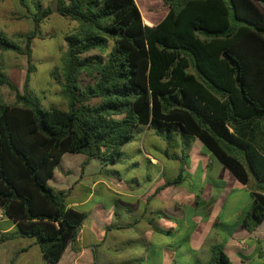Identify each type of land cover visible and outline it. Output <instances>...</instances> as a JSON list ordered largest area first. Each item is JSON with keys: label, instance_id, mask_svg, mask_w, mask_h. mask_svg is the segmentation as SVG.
Returning <instances> with one entry per match:
<instances>
[{"label": "trees", "instance_id": "16d2710c", "mask_svg": "<svg viewBox=\"0 0 264 264\" xmlns=\"http://www.w3.org/2000/svg\"><path fill=\"white\" fill-rule=\"evenodd\" d=\"M17 2L32 29L21 45L0 31V51L26 60L20 89L0 67V86L13 93L11 103L0 100V209L16 226L0 242L33 238L56 263L85 217L67 206L65 191L47 182L60 157L82 154L81 168L90 159L115 163L120 147L144 125L194 136L240 183L253 179L241 225L250 231L260 222L264 0H157L152 9L160 4L166 12L152 25L143 23L139 0H56L57 13L76 24L62 37L60 80L51 73L65 109L42 107L29 91L30 43L52 13L50 3ZM180 171L165 185L179 183ZM191 264L232 263L211 244L207 259Z\"/></svg>", "mask_w": 264, "mask_h": 264}, {"label": "crops", "instance_id": "0c3cea01", "mask_svg": "<svg viewBox=\"0 0 264 264\" xmlns=\"http://www.w3.org/2000/svg\"><path fill=\"white\" fill-rule=\"evenodd\" d=\"M138 9L146 25L155 24L166 12V8L153 11L146 6L144 9L141 4ZM136 133L138 136L133 134L131 139L138 140L134 153L146 159L144 186L137 182L136 175L122 180L116 171L101 173L102 167L109 164H100L97 159H90L82 168L81 161L78 162L77 176L71 179L68 169L59 167V163L53 169L48 184L65 191L67 206L85 213L76 237L54 264H138L141 261L142 264H191L200 250L208 257L211 244H219L232 264H264V216L250 231L241 225L252 201L249 188L254 187V180L248 185L240 183L194 136L178 131L156 132L146 125L138 127ZM173 135L179 137V141L173 140ZM148 137L153 147L161 151V157H154L145 150L144 141ZM120 152L118 161L127 158V153ZM80 157L84 158L82 154ZM179 159L184 163L181 171L187 176L194 174L195 182L187 184V188L181 185V180L165 185L180 171ZM135 164L139 166L140 162ZM96 191L112 200L111 212L93 202ZM184 204L193 207L187 218L180 210ZM132 227L138 229L139 237L135 240L143 244L146 259L117 262L114 255L119 247L116 244L123 239L117 233ZM188 227L193 230L191 235L186 231ZM15 230V223L0 209V235ZM128 240L130 243L131 239ZM184 243L189 246L176 255ZM168 250L170 258L166 254ZM0 264L50 263L33 238L15 235L0 242Z\"/></svg>", "mask_w": 264, "mask_h": 264}, {"label": "rangeland", "instance_id": "374dc122", "mask_svg": "<svg viewBox=\"0 0 264 264\" xmlns=\"http://www.w3.org/2000/svg\"><path fill=\"white\" fill-rule=\"evenodd\" d=\"M139 1H142V8L144 9L146 6H151V10L155 11L164 8L160 6V4H157L154 6L155 8L152 9V5L154 2H157V0ZM50 2V0H41L43 5L49 4ZM75 25V22L69 20L67 17L52 12L43 20V22L40 23L36 36L31 40V62L34 66V70L30 73L29 77V91L38 98L42 107H54L57 109L66 108V102L60 95L59 84L53 79V77H51V73L56 75L57 80H60L61 58L65 50V43L62 37L66 32L72 31ZM31 29L32 23L29 14L27 10L17 2V0H0V31L5 36L13 42L21 45L23 34ZM93 53L95 52L93 51ZM0 67L8 79L20 89L26 67L25 57L9 50L0 51ZM81 81H87V79L82 77ZM0 100L5 103H11L13 101V93L5 85L0 86ZM138 127L134 131L135 137L138 136V133H136ZM157 137L161 138L159 135ZM172 137L173 140L179 141V137L176 135H173ZM182 138L180 139L182 140ZM145 140V150L154 157H161V151H158V149L153 147L154 143H151V139L148 137V139L146 138ZM137 141L138 140H131L122 145L120 151L127 153V158L124 157L112 165L109 163V165L102 167L101 173L111 174V172L116 171L122 180H129L136 175L135 178L138 180L137 182L141 184L140 186H144L146 178V159L138 153H134L135 143ZM170 151H172V149H169V152ZM80 156L81 154L64 153L61 157L58 166L63 169H68L70 174L68 175V178L70 179L77 174V169L79 167L78 162L81 161ZM136 161L140 162L139 166L135 164ZM178 162L179 168L180 166H184V163H182L181 160ZM169 164L172 165L171 159H169ZM176 172H178V170ZM189 174L190 176H187L188 174L186 175L185 171H180L182 178L181 185L184 188H187V184L191 185L195 182L194 174ZM175 195L177 196V194ZM93 202H95L96 205H103L104 208H109V212L112 211V200L108 198V196L103 197L99 191L95 192ZM180 210H182L187 218L192 214L193 207L184 204V206L181 205ZM212 212L217 211L213 210ZM171 226H173V224ZM186 231L188 235L193 233L191 227H188ZM117 234L115 235L118 237L121 235V238L123 237V239H119L116 244L117 247H119L115 252L116 255H114L116 256L115 260H117V262L129 261L134 258L144 259L146 257V252L142 249L143 244L139 243L138 240H135L139 237L138 229L132 227L129 231L120 230ZM128 239H131L130 243H128ZM187 246H189V244H181L176 255H180L183 249ZM111 253L113 254L114 251H111ZM170 253V250L166 252V254H169V258L171 257ZM194 256H196V258H194L200 262H204L207 259V254L202 250L198 251ZM142 262L143 261L138 264H142Z\"/></svg>", "mask_w": 264, "mask_h": 264}, {"label": "water", "instance_id": "95a60500", "mask_svg": "<svg viewBox=\"0 0 264 264\" xmlns=\"http://www.w3.org/2000/svg\"><path fill=\"white\" fill-rule=\"evenodd\" d=\"M50 10L52 11V12H58V9H57V7H56V0H51V2H50Z\"/></svg>", "mask_w": 264, "mask_h": 264}]
</instances>
